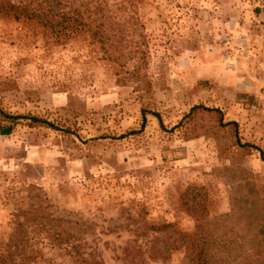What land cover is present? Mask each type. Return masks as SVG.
Masks as SVG:
<instances>
[{
	"label": "rangeland",
	"instance_id": "obj_1",
	"mask_svg": "<svg viewBox=\"0 0 264 264\" xmlns=\"http://www.w3.org/2000/svg\"><path fill=\"white\" fill-rule=\"evenodd\" d=\"M129 1L108 0L128 18L115 62L0 16V108L58 128L23 118L0 134V251L16 221L32 237L10 264H75L55 232L104 264H189L195 218L264 187V0ZM135 65L139 80L116 82ZM196 104L254 147L205 114L174 127Z\"/></svg>",
	"mask_w": 264,
	"mask_h": 264
},
{
	"label": "trees",
	"instance_id": "obj_2",
	"mask_svg": "<svg viewBox=\"0 0 264 264\" xmlns=\"http://www.w3.org/2000/svg\"><path fill=\"white\" fill-rule=\"evenodd\" d=\"M128 2L130 1L121 0L118 8H127ZM110 8L113 7L108 0H0L1 17L38 24L42 36L55 44L82 35L91 43H99L102 58L115 62L123 56L120 46L123 43V36L117 38L112 31L116 26L120 28L119 32L123 33L128 18H124L123 22L118 21ZM139 70L140 66L135 65L131 73L118 76L116 82L123 84L130 77L139 80L141 78ZM198 114L211 116L215 126L233 132L235 143L242 149L254 147L240 141L237 122L224 121L222 111L216 107L193 105L174 127L189 124ZM153 115L161 123L160 116L157 113ZM23 118L28 119L31 124L58 129L52 122L38 116L12 114L0 108V119L4 122L3 124L0 122V134H9L15 122ZM144 122L145 112L142 113V127ZM245 185L247 189L245 198L232 196L228 212L213 218L207 216L195 218L189 264H264V187L254 180H248ZM188 192L189 188L185 190L184 197ZM201 205L204 209V205ZM30 219L28 216L24 220L29 222ZM22 226V222L16 221L5 250L0 251V264H10L32 251L26 250V245L32 237L23 233ZM165 227L166 225H159L156 228ZM52 236L60 245L66 244L63 251L75 264H104L94 254L82 251L80 245L70 240V235L55 232ZM48 237L46 234L42 238Z\"/></svg>",
	"mask_w": 264,
	"mask_h": 264
}]
</instances>
